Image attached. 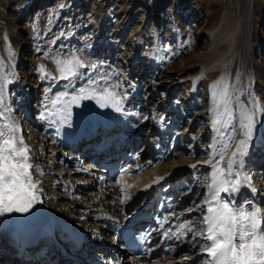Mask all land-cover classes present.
<instances>
[{"label":"bare ground","instance_id":"bare-ground-1","mask_svg":"<svg viewBox=\"0 0 264 264\" xmlns=\"http://www.w3.org/2000/svg\"><path fill=\"white\" fill-rule=\"evenodd\" d=\"M206 1L210 4L207 9L211 14V20H209L210 18L202 20V23L207 20L208 23L206 26L204 25L205 27H199L198 34L200 33L201 35V31L204 30V32H206L209 37H213V40L210 41L209 38L205 43L203 51H201L198 55L194 54L190 59L188 58L183 62H180L179 65L176 66L177 71L175 73H172L171 71L175 67L169 70L164 69V72L159 73V75H161L159 82H156L158 84L163 81V79L167 78L172 79L171 82L174 84L176 79L182 81L188 79V81H186L188 86L185 88V91L177 96L173 101V107L174 110L179 112L180 116L184 119L188 118L190 110H195V115L193 118L188 119L187 123V127L191 124V132L194 130L196 131V133L194 131L195 135L190 141L193 142L194 145H186L185 142L187 141V136L185 138L182 137L181 143L176 147V152L171 153L169 152L170 146L168 149H166V146H163L159 140L155 141V138L163 136L162 134L168 136L170 133L169 130L164 132V130H167L168 128L166 125L162 124V121H160L161 117L157 115L159 113L157 109H159L158 105L160 104V101H162L164 97L167 98L169 95L168 93H165L162 96H159L160 92L152 96H150L151 93L149 94V92L139 94L137 92L139 91L137 90L139 86H135L136 84L134 85L135 87L132 91L133 95L129 94L131 93L129 89L133 82H131V78L127 75V70H125L124 75L119 80L121 86L120 89L110 87L117 83H115V80L111 82L105 81L95 86L92 85L93 87H91V89L94 88V92H96V94L93 93L92 95L90 91L89 93L91 95L85 94L84 98L79 99L78 103L71 102V100L61 101V104L59 105L60 108H58L57 113H54V115H56L53 117L54 119H52L51 123L52 125L54 123L60 125L58 138H54L53 142L55 150H58L60 154L53 152L48 156L50 157L49 159L43 160V157L45 156L43 149L50 139L49 134L38 135V137H35L34 135V137L31 136V140L24 138L25 143L28 145L31 151L35 153L33 157L36 156L35 159L31 157V162L33 164V169L31 171L34 179L40 181L38 185V199L33 202L32 207L26 213H0V227L10 223L12 225L18 224L23 217L32 216L34 214L37 220L41 221V223L44 225L47 224V226H50L54 230L55 237L61 243V245H63V248H66V250L73 248L74 251H71L72 253H78L80 255L84 254V256L88 259L91 258L92 256L90 255H93L94 253L98 261L105 260L104 262H106V264H120V262L125 257H129V259L125 260L126 264H197L199 253L194 251L190 239H186L183 242L173 240L171 242V246H169V242L167 238L163 236V233L167 231L168 228H171L172 231L175 232L177 230V226L180 225L183 220L185 221L187 219H193L195 221L200 219L199 211L194 209H196L197 204L202 203V198L199 196L198 192H191V190L193 189V186L197 187V184L203 180L202 183H206V185H204L205 187L201 195L203 197V195L206 194V186L211 183V172L215 167V164L198 165L196 169H193L188 165L196 163L197 160L205 161L211 159L213 156H216L218 159L220 153H224L223 164L226 165L227 160L231 156V152L235 150L234 143L231 147H228V145L232 137L236 136V133L232 132L230 128L228 130L221 129V132L225 133L224 135L216 133L211 127V109L213 104L216 103L219 105L218 111L223 112L226 99L224 96L225 89H227L228 95L231 97V107L233 109V114L240 119H243L240 114L242 105H247L248 108H251L253 101L257 100L256 96H253L249 91V84L251 83L250 72L251 69L254 68V59L251 56L252 51L250 52L249 50L251 48V37L253 35V21L256 20L255 10H257L259 6H264V0H239L242 7L244 6L247 10L244 16L245 18H243V20L237 24H227L226 18L221 19V16L218 12L219 10L214 11L217 0ZM151 2V4L154 5L156 0H152ZM243 13L245 12L243 11ZM130 20H132V15L129 18V22ZM127 21L128 19L125 21V24L120 25L121 27L118 31L121 36L124 33L123 30H128L126 28L129 25L124 26L126 23H128ZM137 33V30H135L134 33H128V38L130 40L132 39V42H130L132 45L130 47L132 48L128 50H134L140 44L139 38L135 37ZM11 37L13 36L7 35L4 39H2V41L0 40V84L5 86L6 95L10 101V107L12 109L11 114L14 117L16 124L21 128L22 120H25L26 116L21 117V114L18 113V110H15V104L8 92V83L6 80L7 77L14 75L13 79L17 80L22 86L23 95L21 100L26 102L27 110L32 109L33 111L35 107L48 106L51 95L49 96L50 89L48 86H45V84V88L42 93L43 95L41 98L37 97L34 87L35 84L38 85V83L42 81V77L35 81L34 79H31V72H28L27 70L21 72L18 71L21 65H27V61L29 59L23 57V60H25L24 63H21L17 60L16 56L20 55V51L19 49H17L16 52L12 50V45L15 42L11 44ZM222 43H224L223 46L218 48ZM31 45L33 46V44ZM122 45L123 44L121 43V46ZM98 47L101 48V44L100 46H93L92 49H89V52H96ZM208 47H210L209 52L202 60H200L197 70H195L196 66L194 69L193 67L187 68V65L191 62V60L196 61L205 53ZM61 48L63 49V47ZM111 48L109 50H112ZM125 48L126 47L124 46V50L127 49ZM132 52H127L126 50L125 52H121L118 55L116 54L118 60L117 57L115 59L123 63V60H125ZM133 53L137 54L136 50ZM33 60H35V58H33ZM130 61L137 62V56H132ZM111 64H113V62ZM135 67H138V69H136V75H138L143 68H139L137 65H135L134 68ZM118 70H120L119 67ZM182 70L184 73L179 74V72ZM165 72H167L166 76H164ZM130 73H133L131 69ZM102 74L103 73H99V76ZM116 74V72L113 73L112 77H115ZM205 77H210L208 80V85H210L209 87L212 89V94L206 107L205 104L200 103L201 101L197 103L195 101L190 103L194 96L190 94H195V91L199 88L203 80H206L204 79ZM156 83L153 87L157 85ZM173 84L171 86L172 89L174 86ZM106 87H108L111 91H115L121 97L119 101V107L121 110L124 109V105L127 103L126 99L129 96L134 101L136 100V104L145 103L147 105L146 111L144 113L146 116L151 114H149L150 109L148 110L149 103L150 105L153 104L152 108L150 106L151 110L153 111L152 119L148 120L146 123L145 119L147 117L140 118L132 126H125L122 129L117 128L116 124L123 123L124 119L123 116H121V112L117 111L116 107H113L111 100L101 99L100 93ZM172 92L174 94L177 92L175 87ZM33 100H38L36 106H33ZM238 101L241 102V104H238ZM164 103H166L165 106L167 107L171 102L164 101ZM187 104H191L189 109H186ZM259 104L260 107H264L262 103L259 102ZM206 109L209 111L202 119L201 114L204 113ZM196 116L197 119L193 121ZM28 117L30 120L32 116L30 115ZM48 120L51 121V119ZM91 121H93L97 128L99 127L102 133H105V137L101 141L103 144H107V142H113L116 140L124 145L129 143V147L132 148L134 145L133 140H135L133 135H144L143 141L140 142L141 145L139 147L141 150L139 154H142L143 156H149V159L151 158L152 161L156 160L155 163L152 165L150 163L138 162V164H136L137 169L134 167L132 169L124 170L123 175L119 177L107 175L100 163V165H98L95 169H91L95 170L93 173H91L88 171L92 163L89 155L90 151H87L86 148L89 145L88 142L101 137L100 134H98L96 137H92L94 130L89 129L91 126ZM255 121L256 123L253 130L252 139L248 145L245 155L242 157V162L240 163L239 168H236L234 165L236 171L240 172L239 179L241 180V187L238 192L231 196V199L237 204H239L241 201L253 200L259 205L264 206V180L260 178L261 176H264V113L257 111ZM30 122H26V130H29L28 134L33 131V127L31 126ZM106 122H108L107 125H105ZM237 128H239V124H237ZM107 131L113 132V134L106 136L108 135ZM142 131H146L145 133L147 134H144ZM24 133L25 130L23 129L22 135ZM129 137L130 141L128 142L127 139ZM238 139L239 137H237V142ZM79 140L82 141V143H79ZM214 140L216 141V146L215 148H210L209 146L213 144ZM131 141H133V143H131ZM128 148L126 145L125 151H127ZM71 153H73L74 156L76 155L79 161H83L85 163L84 168L79 167V165L71 169L66 167L65 169H60L61 167L59 168V166L54 167V165L57 164L56 159H59V157L64 156L65 154L72 155ZM131 157H133V155ZM74 158L75 157L70 159L67 156L65 161L66 163L67 161L68 163L73 162V160H76ZM255 159L260 160L261 162L256 163L257 161H255ZM50 160H52L51 163H49ZM37 168L41 169L42 171H36ZM245 175L250 177V180L247 183L244 182ZM161 176H163L164 179L159 181V183L153 184V181ZM233 177L235 178L234 174ZM50 179L57 181L56 184H60L58 186L60 190L58 189V193H56L61 194L60 192L62 191L63 194L60 195L61 198H65L67 200L70 199L74 204H79L80 206L84 205L85 208H87V213L84 216V222L80 223L77 221L75 216H71L70 213L65 215L66 212L63 214H60L58 211L55 212L51 206L47 205V199H45L43 196V189L45 187V182ZM69 180L73 181L72 185L74 186L76 180L77 182L82 180V182H79L76 185L77 194L75 195H73L74 193L69 192V184H67V181ZM84 180L91 181L92 185L97 181H101L103 183L102 187L104 186L103 196L99 197L98 195V193L100 194L101 192L100 189H98L97 194L90 196L88 199L83 197L81 194H78L79 192H82L84 189H86L85 186L87 185H85L86 183L83 182ZM147 185H152V187L148 188L146 187ZM253 188H255V191H252ZM222 196L226 197L227 194L222 193ZM92 198H95V201L98 203H88V201ZM173 200L175 202L173 205H171V201L173 202ZM158 201H161V203L157 205V207H154ZM60 205L61 204L59 203L56 206ZM83 212L84 211H81V214ZM173 213L175 214L174 216L172 215ZM140 215L144 217L147 216L149 218L152 217L151 223H153V226H155L156 231L149 242L150 254L143 256L140 259H136L132 258L131 254L120 242V237L117 235V231L119 228L122 229L129 224H134L137 227L143 226L144 223L142 221L136 220V216ZM165 217H169L167 224L164 221ZM161 225H163V227H161ZM74 236L75 238H73ZM94 239H100L99 244L103 245L98 246V241ZM48 244L49 247L52 248V250L56 253L54 255L56 258L53 259V256L52 262L47 259V264H75L72 259H67L66 257L60 260L59 258H61V254L58 252V250L56 251L55 247H53V243ZM2 247L3 249H7L6 244L0 241V264H12L14 262L13 260L5 261L3 259L7 252L5 251L2 253ZM107 250L108 256L112 252L114 253V256H116L112 263L105 259L106 254L104 253ZM155 250L161 251L163 255L160 256L158 260L151 262L153 252ZM184 256L193 257V259L189 261H183L182 258Z\"/></svg>","mask_w":264,"mask_h":264},{"label":"rangeland","instance_id":"rangeland-1","mask_svg":"<svg viewBox=\"0 0 264 264\" xmlns=\"http://www.w3.org/2000/svg\"><path fill=\"white\" fill-rule=\"evenodd\" d=\"M151 1L152 0H0V40L2 41V39H4L7 35L13 36L11 37V44L14 42L15 43L12 45V50L16 52L17 49H19L20 51V55L16 56L17 60L21 63H24L25 60H23V57L29 59L27 61V65L23 64L19 67V72L27 70L32 74L31 79L37 81L43 75L39 71L40 66L43 65L47 71L52 74V76H59V66L57 65L56 61L67 59L72 54L79 56L86 65L85 68L79 70L82 75L72 78L71 87H69V81L67 80L52 79L50 77L41 78L42 81H40L38 85L35 84L34 90L37 94V97L41 98L45 88L44 85L46 84L45 86H48L50 89V103H48V106L46 105L47 108L44 106H38L37 108L35 107L33 111L32 109L27 110L26 102L21 100L23 88L17 80L13 79L14 75H11L6 79L8 83V92L16 107L15 110H18V113L21 114V117L26 116L25 120L23 119L21 124L22 131L23 129L25 130L23 137L27 140H31L30 138L34 137V135L35 137H38V135L49 134L50 139L43 149L45 155L43 160L49 159L50 157L48 156L53 152L59 153L58 150H55L53 142L54 138H58L60 125H57L56 123H54L56 125H52L51 123L52 119H54L53 117L56 115H54V113H57L58 108H60L59 105L61 104V101H70L73 96L80 95V89L82 88L85 89L86 92L84 95H89L90 91L92 95L93 93L96 94V92H94L91 87L105 81L111 82L115 80V83L117 82L115 85H118V87L115 88L120 89L121 86L119 80L124 75L125 70H127V75L131 78V82H133V84L130 86L129 90L131 93L129 94L133 95V88L135 86H139L137 89L139 90L137 91L139 94L149 92V94L151 93L150 96H152L160 92L161 95L159 94V96H162L165 93H168L169 95L167 98L164 97L163 100L170 101L171 103H169L166 107V103H164L163 100L160 101V104L158 105L159 109H157L159 113L157 115L161 117L160 121H162V124L166 125L168 128L167 130H164V132L169 130L170 133L168 136L162 134L163 136L155 138V141L159 140L163 146H166V149H168L170 146L169 152L171 153L176 152V147L181 143L182 137L185 138L187 136L186 140L188 142H185L186 145H194V143L190 141L192 140V137H194L196 131L194 130L195 133L194 131H192V133L191 124L187 127V123L188 119L193 118L195 115V110H190L188 118L184 119L180 116L179 112L174 110L173 107V101L177 96L182 94L185 91V88L188 86L186 83L188 79H185L184 81L176 79L174 84L171 82L172 79L167 78L163 79V81L158 84L156 82H159V78L161 77L159 73L169 70L173 67L175 68L171 71L172 73H175L177 71L176 66L179 65L180 62H183L188 58L190 59L194 54L198 55L201 51H203L205 43L208 41V39L210 38V41L213 40V37H209L208 34L204 32V30L201 31V35L200 33L198 34L199 27H205L208 23V20L203 23L202 20L208 18L211 20V14L207 9L210 4L206 0H156V3L152 5ZM216 10H219L218 12L221 16V19L226 18L227 24H237L238 22H241L243 18H245L244 16L247 12L245 7H242L239 0H217L214 11ZM243 11L245 13H243ZM255 11L256 20L253 21V35L251 37V48L249 50L250 52L252 51L251 56L254 59V68L251 69L250 72L251 83L249 84V91L253 96H256V99L260 103L264 105V6H259ZM131 15L132 20L129 22ZM127 19L128 23H126L124 26L129 25L126 28L129 31L123 30L124 33L121 36L118 30L121 27L120 25L125 24ZM135 30L138 32L135 37L139 38L140 44L137 48L132 50L133 52L136 50L138 55L136 53L134 54L132 50H128L132 48L130 47L132 46L130 43L132 42V39L130 40L128 38V33H134ZM121 43L123 44L122 46ZM31 44H33V46ZM100 44L102 49L98 47L96 52H89V49H92L93 46H100ZM223 44L224 43L220 44L218 48L222 47ZM59 45L63 47V49ZM124 46L127 48H125L127 52L129 51L132 53L130 54L131 57L129 55L125 60H123L124 62L121 63V61H117L118 57L116 54L118 55L121 52H125L126 50H124ZM110 48L113 51L109 50ZM209 48L210 47H208L205 53L196 61L194 60L195 62L191 60V64L189 63L187 68L193 67L194 69L196 66L195 70H197L200 60H202L207 55ZM82 49L85 50L83 51ZM132 56H137L139 63L138 61H130ZM116 57L117 60L115 59ZM33 58H35V60H33ZM112 62L113 64H111ZM91 64L97 65L95 70H92L90 67H88ZM135 65L139 66V68H143L138 75H136V69H138V67L134 68ZM34 67L37 68L35 69ZM118 67L121 71L118 70ZM130 69L133 71V73H130ZM115 72L117 74L115 77H112L113 73ZM99 73H103L102 75L104 79H100L102 75L99 76ZM166 73L167 72L164 73V76H166ZM182 73H184L183 70L179 72V74ZM209 78L210 77H205L204 79L206 80H203L199 88L195 91V94H190L194 95L190 103L194 101L196 103L201 101L200 103L205 104V107L207 106L212 94V89H210V85H208ZM92 80H96L98 83L93 85L91 84ZM155 83L157 84L155 85L156 88L153 87ZM172 84L174 85L173 89L175 87L177 91L175 94L172 92ZM65 92L68 93L67 96H63V93ZM58 97H62V99L60 103H57L53 107L51 102L56 100ZM126 100L127 103L125 102L126 104L124 105V109L120 110L121 116H123L124 119V126H132L140 118L147 117L145 119L146 123L148 120L152 119L153 111L151 108L153 104L150 105L149 103L148 110L150 109L149 114H151L146 116V114H144L147 108L145 103L136 104V100L134 101L130 96L127 97ZM37 103L38 100H33V106H36ZM190 105L187 104L186 109H189ZM208 111L209 110L206 109L205 112L201 114L202 119L205 115H207ZM30 115L32 117L29 120L28 116ZM48 119H51V121ZM196 119L197 116L193 119V121ZM25 121L28 123L31 121L30 123L33 127V131L29 134V130H26L27 124ZM142 132L147 134L145 133L146 131ZM140 137L142 142V137H144V135ZM138 152L139 149L136 148V153L139 156ZM34 154L35 153L33 151L30 152V155L33 159L36 158V156L33 157ZM70 157L72 158L73 155H70ZM140 157L143 158L141 163H150L153 165L156 161H152L151 158L149 159V156ZM66 158L67 155H64L59 157V159H56L57 164H55L54 167L59 166V168L61 167L60 169H65V167L71 169L76 167L79 163L77 162V159L69 163L67 161L66 163ZM255 161H257L256 163L261 162L260 160L256 159ZM51 162L52 160L49 161V163ZM81 166L84 167V165L80 163L79 167ZM134 167L136 168L137 166L135 165ZM260 178L264 180V176H261ZM201 181L203 182V180ZM56 182L57 181L52 179L45 182L43 196L45 199H47V205L51 206L55 212L58 211L60 214L66 212L65 215L70 213V215H74L77 221L80 223L84 222V216L87 213V208H85L84 205L80 206L79 204H74L70 199L67 200L65 198H61L60 195L63 193L62 191H59L61 194H57L58 189L60 190V188H58L60 184L58 185ZM79 182H82V180H79ZM79 182L76 180L74 186L72 185L73 181H67V184H69L68 188L70 190L68 191L74 193L73 195L77 194L76 185ZM83 182H85V185H87L85 186L86 189H84L82 192H79L78 194H81L83 197L88 199L90 196L97 194L98 189H100L101 192L100 194L98 193V195L99 197L103 196L104 186L102 187L103 183L101 181L99 182L102 183V185L96 184L98 181L93 185L89 180H84ZM202 182L197 184L198 188L193 186V189L191 190V192H198L201 198V194L205 187L204 185H206V183ZM174 202L171 201V205H173ZM59 203L61 205L56 206ZM88 203L97 204L98 202L95 201V198H92L88 201ZM160 203L161 201H158L156 204L159 205ZM81 211L84 212L81 214ZM182 222H186V220H183ZM94 240L97 241L98 239Z\"/></svg>","mask_w":264,"mask_h":264},{"label":"snow or ice","instance_id":"snow-or-ice-1","mask_svg":"<svg viewBox=\"0 0 264 264\" xmlns=\"http://www.w3.org/2000/svg\"><path fill=\"white\" fill-rule=\"evenodd\" d=\"M56 63L59 66V76H52L45 66L41 65L39 71L43 74L42 78L67 80L69 87L72 78L82 75L79 70L86 67L84 61L75 54L67 59L57 60ZM88 67L95 70L97 65L92 64ZM97 83L96 80L91 81L93 85ZM110 87L114 88L118 85ZM92 90L95 91L94 88ZM84 93L85 89H80V95L73 96L71 102L78 103L79 99L84 98ZM67 95V92L63 93V96ZM100 95L103 100H111L117 111L121 110L119 107L121 97L115 91L106 87ZM224 96L226 99L223 112L218 111V104H213L211 127L220 135L225 134L221 129L230 128L235 132L236 136L232 137L228 145L231 147L234 143L235 150L231 152L226 165L223 164L224 153H220L218 159L213 156L211 159L197 160L196 163L188 165L196 169L198 165L215 164L211 172V183L206 186L202 203L197 204L194 209L199 211L200 219L195 221L187 219L177 226L175 232L169 228L163 236L181 242L190 239L194 251L199 253L197 264H264V206L253 200H245L237 204L231 199L241 187L240 172L236 171L234 165L239 168L252 139L257 111L264 113V107H260L258 100L253 101L251 108L242 105L240 114L243 119H240L233 114L231 97L227 89L224 91ZM61 99L62 97H58L52 101V106L60 103ZM237 103L241 104L239 101ZM11 113L5 86L0 84V213H26L38 199L40 181L35 180L32 175L31 149L25 143L22 129L16 124ZM237 137H239L238 142ZM215 146L214 140L209 147L215 148ZM36 171L42 170L37 168ZM163 179V176L158 177L153 184ZM249 180L250 177L245 175L244 182L247 183ZM146 187L150 188L152 185ZM252 191H255V188ZM222 193L227 196H222ZM168 219L169 217H165L164 221L167 222ZM182 259L189 261L193 257L184 256Z\"/></svg>","mask_w":264,"mask_h":264}]
</instances>
